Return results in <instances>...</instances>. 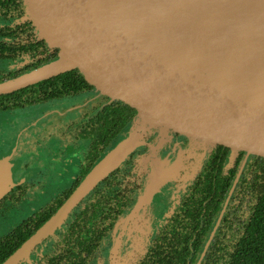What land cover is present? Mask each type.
Masks as SVG:
<instances>
[{"label": "water", "instance_id": "1", "mask_svg": "<svg viewBox=\"0 0 264 264\" xmlns=\"http://www.w3.org/2000/svg\"><path fill=\"white\" fill-rule=\"evenodd\" d=\"M7 13L20 42L52 60L0 82V95L65 74L132 127L2 264L27 260L148 139L158 141L152 154L163 144L185 154L153 158L126 220L145 211L186 157L264 168V0H11ZM9 158L0 154V200L13 186Z\"/></svg>", "mask_w": 264, "mask_h": 264}, {"label": "flooded vegetation", "instance_id": "2", "mask_svg": "<svg viewBox=\"0 0 264 264\" xmlns=\"http://www.w3.org/2000/svg\"><path fill=\"white\" fill-rule=\"evenodd\" d=\"M10 2L11 0H6L3 9L0 11V20L5 17V25L10 29L13 35L12 44L18 48H23L15 51V63L29 61V64H31L43 60L44 58H51L49 53L36 51L31 45L20 42L19 29L10 26L9 22L10 15L7 13V6ZM2 14H4V16ZM83 92V94L87 95L85 90H83ZM83 94L76 95L74 99L81 100L83 107H85L90 105L93 99L90 97L82 101ZM25 109H21L18 112ZM16 115V113L10 111L6 115L5 124L0 125V150L1 146L6 142L10 149L7 152L0 151V154L7 155L11 152L15 145V141L19 138V133L22 131H25V134L28 135V143L30 142V144H33V149L41 151L47 142L53 145H50L47 149L49 160L45 167L40 166L39 162L23 155L22 157L20 156L19 159H16L24 160L19 166L17 165L18 169L16 170L13 168L16 160L12 162L9 158L12 165L13 186L0 200V260L2 259L0 264L13 254L14 251L43 224L35 228L37 218L53 204L54 199L70 190L76 180L80 181L84 177L81 176V172L86 169L93 153L90 140L88 138L86 139V137L79 138L78 135L74 133L72 122L78 121L77 118L62 122L53 114L51 117L34 118L29 124L24 126L21 124L19 127L16 122ZM17 125L18 127L14 129ZM22 140L25 139L23 138ZM157 144L158 141L151 138L148 139L144 145L139 146L129 160L123 163L121 168L115 172V178L113 179L112 177V181L109 183L112 185H115L116 182L121 183V186L125 188V190L122 191L124 196L123 199L130 202L127 207L122 206L123 219L121 221L124 220L125 222L123 226L116 225V230H113L115 224H113L112 218L115 213L110 212L109 209L98 216L95 225L93 220H88V217H91V211L93 209L92 205H89V202L92 203L93 200L98 197L99 193L104 192L103 189L108 188L109 184L100 185L97 189H94L95 191L93 190L83 199L73 212H71L61 227L54 231L53 235L47 237L39 245L34 247L29 253L28 259L22 260L18 264H52L50 263L51 261L53 263L56 262V264H128L130 262L128 260H133V258L130 257V253L135 252L137 253V258L134 257L136 261L133 264H141L145 260L150 248L155 249L157 244H169L168 241L172 239L171 232L173 229L177 230L180 229L181 225H188L187 222L177 220L189 221V218L186 217V204L191 195L195 193V186H197V183H199L200 187L203 182V179H200V177L204 173L207 164L209 165L210 160H217L218 164H220L219 168L221 175L224 177V181L223 184H221L223 188L218 193L222 194L224 198L215 223L209 231L208 236L205 238L204 245L209 242H216V232L218 229L230 230L233 233L244 226L258 192V189L256 190L255 188L260 183H263V181L257 182L256 185L253 183L256 182V176L261 175V171H264V168L243 164L241 161L230 162L229 159L219 156H207L202 159L186 157L185 160H188V163L196 161L195 163L198 164L199 171L182 183L178 182L176 184L169 182L165 184L159 192L152 197L151 203L146 207L145 211H139L137 213V215H142V221L136 217L133 221H130V219L126 220L132 213L133 205L137 197L142 192L143 186L140 182H142L143 179L145 180V177L140 178L137 173L141 168L139 159L146 155L148 151L151 152L149 149L150 146L156 147ZM23 145H25V141L21 142L19 147ZM162 149L169 152V159L171 161L176 160L174 158L178 153L183 152L185 154V150L173 148L169 144L161 145L156 150L155 154ZM69 156L76 159V164L73 169L75 174H70L68 176H73V179L70 178L72 179L71 186L65 191L56 192L54 198L47 204L38 203L32 211H29V214H26L23 207L26 200L29 199V190L37 191L41 197L45 192L47 193L50 187L59 184L63 179V162ZM170 160L169 163L171 162ZM51 162L53 163L50 164ZM152 163L154 165V160ZM33 165L37 166V172L33 175L32 179L19 184L16 178L18 176V171H22ZM56 168L57 170L52 171ZM14 174H16V177ZM179 184L182 186L180 191H178ZM176 200L178 204H174ZM241 202L245 203L244 206H241ZM111 207L112 205H110V208ZM104 216L106 217L102 220ZM200 221H202L203 225L205 221L203 214L199 215V222ZM109 225L112 226L109 227ZM202 225L199 227L202 228ZM95 227H99L101 230L99 232L101 234L99 238L93 235V228ZM140 228L149 229V232L145 235V240L141 242L144 247L131 245L127 241L128 237H131L132 234L133 236L136 235V231L141 233ZM29 229H33L32 233L21 241L16 249L10 252L14 245V241L19 242L22 235L28 232ZM16 230H19L21 235L14 238L13 235ZM127 233H129V235ZM123 241H125L126 244ZM117 242H120L119 249L118 244H116ZM115 248L116 250L113 252ZM121 249L123 252H121Z\"/></svg>", "mask_w": 264, "mask_h": 264}, {"label": "trees", "instance_id": "3", "mask_svg": "<svg viewBox=\"0 0 264 264\" xmlns=\"http://www.w3.org/2000/svg\"><path fill=\"white\" fill-rule=\"evenodd\" d=\"M5 2L6 0H0V11ZM2 15L4 16V14ZM5 24V17H3L0 20V82L14 78L52 60V58H44L31 64L29 61L15 63V51L23 48L12 44L13 35ZM83 93V87L80 84L69 80L65 74H59L17 91L0 95V125L5 124L6 115L10 111L18 113L21 109L35 108L52 101L71 99V97L74 101L73 104L77 105L81 100L74 99V97ZM83 95L85 98L82 101L91 97L88 94ZM77 119L78 121L72 122L74 133L79 138H88L93 150L86 169L81 172V176H85L98 159L128 132L131 119L116 108L100 105L94 100L90 105L82 108V113ZM134 151L121 165L129 160ZM121 165L97 187L111 183L112 177L115 178V172L121 168ZM219 165L217 160H210L200 177L203 182L200 187L197 183L195 193L191 195L186 204V217L189 218V221L177 220L187 222L188 225H181L177 230L173 229L169 244H157L155 249L150 248L141 264H264V171H261V175L256 176V182L253 183L256 185L257 182L263 181L255 188L258 189V192L244 226L233 233L230 230L218 229L216 242L204 245L205 238L215 223L224 198L222 194L218 193L223 188L221 184L224 181ZM78 183L79 180H76L70 190L54 199L53 204L37 218L35 228L50 217ZM123 190H125L124 186L117 182L115 185L109 184L108 188L103 189V193H99L92 203L89 202L93 209L88 220H93L95 225L98 216L109 209L110 212L115 213L112 218L115 231L116 225L123 219L122 206L127 207L130 203L123 199ZM110 205H112L111 208ZM200 214L205 217L203 225L202 221L199 222ZM201 225L202 228L199 227ZM111 226L109 225V227ZM32 231L33 229H29L23 234L19 242L14 241L10 252L16 249ZM100 231L99 227L93 228L94 237L99 238ZM19 235H21L20 231L16 230L13 236L17 238ZM50 263L56 264L52 261Z\"/></svg>", "mask_w": 264, "mask_h": 264}, {"label": "rangeland", "instance_id": "4", "mask_svg": "<svg viewBox=\"0 0 264 264\" xmlns=\"http://www.w3.org/2000/svg\"><path fill=\"white\" fill-rule=\"evenodd\" d=\"M83 98H85V96H83ZM73 103H74V101L71 98V99H65V100H61V101H52L50 103L42 104V105L35 107V108L25 109L21 112L16 113L17 114L16 115L17 116L16 122L18 123V125L20 127L21 124L23 126L29 124L31 122V120L34 118L51 117V115H53V114H55L56 118L62 122H67L68 120L69 121L74 120L75 118H78L81 115L83 104H82V102H79L77 105H75ZM18 125L14 129H16L18 127ZM131 127H132V124L130 125L129 129ZM27 137H28V135L25 134V131L20 132L19 138L15 141V145H14L13 149L7 155L10 157L12 162H13V160L19 159L20 156L22 157L23 155H25L28 158H31V159L39 162L40 166L45 167L46 163L49 160V153L47 152V149L49 148L50 145H53V144L52 143L49 144V142H47L45 144L43 150L39 151V150L33 149L34 148L32 146L33 144H30V142L28 143ZM23 138L25 140H22ZM20 141L21 142L25 141V145H23L22 147H19V144L21 143ZM149 149L151 151L150 147H149ZM8 150H10V149H9V145H7V142H6L5 144H3V146H1L0 151L1 152H7ZM169 156H170L169 152L162 149L161 151L159 150L156 154H152L151 152L148 151V153L146 155L142 156L139 159L140 160L139 164L141 165V168L137 173H138L140 178L145 177V180L143 179L142 182H140V184L143 186V189L141 190L142 192H143L144 187L147 183L146 181L148 179V176L151 174V172L153 170V163H152L154 160L153 158H157L159 160H166L169 163V160H170ZM181 156H182V153H178L174 159H177ZM157 159H155V160H157ZM23 161L24 160H16V162H15L16 166L14 164L13 168H15L17 170L18 169L17 165L19 166V164ZM172 162L173 161H171L170 163H172ZM195 162L196 161H193L190 163H188L187 161H184V163L181 162L182 164L179 166V169H177V171H176V176L170 182L177 184L178 182L182 183V182L190 179L195 173H197L199 171L198 164H196ZM52 163L53 162H51L50 164H52ZM75 164H76V159L72 158V156H69L63 162V168H62L63 169L62 170L63 179L61 180V182L59 184H56V185L50 187V189L47 191V193L45 192L43 194V196L40 197V194L35 190H32V191L29 190V192H28L29 199L26 200V203L23 207L25 209L26 214H29L30 213L29 211H32V209L34 207H36L38 205V203L47 204L48 202H50V200H52L54 198V195L56 194V192L65 191L67 188H69L71 186L73 176H70V177H68V176L70 174H75V172L73 171ZM173 166L177 167V164L174 163ZM54 170H57V168L53 169L52 171H54ZM36 172H37V166L33 165V166H31L27 169H24L22 171L19 170L17 177H16V174H14V175L17 178L18 183L22 184V183H25L27 181H30ZM14 173H15V171H14ZM66 177H68V178H66ZM70 178H72V179H70ZM178 189H179L178 191H180L182 189V186L180 184L178 186ZM38 198H39V201H38ZM174 204H178V201L176 200ZM240 204H241V206H244L245 203L241 202ZM145 209H146V207H145ZM26 210H28V211H26ZM136 218H139V219H141L140 221H142V215L138 214V215H136ZM140 230H141V233L136 231L135 236H133V234H132L131 237H128L127 241L129 242V244L137 246V247H139V246L144 247V245L141 244V242L145 240V235L147 232H149V229L148 228H140ZM127 234L129 235V233H127ZM123 236H125V235H123ZM123 242L126 244L125 241H123ZM116 244H118V249H119L120 242H117ZM122 248H123V245H122ZM121 252H123L122 249H121ZM136 254H137L136 252L130 253V257H132L133 260L132 261L128 260V261H130L128 264H133L136 261V259H135V258H137ZM140 254H141V252H140ZM138 256H139V253H138Z\"/></svg>", "mask_w": 264, "mask_h": 264}]
</instances>
